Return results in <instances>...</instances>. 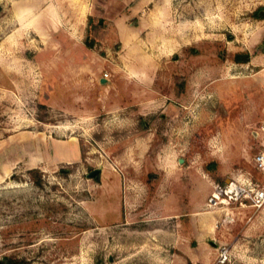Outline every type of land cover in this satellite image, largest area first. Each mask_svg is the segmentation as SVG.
Segmentation results:
<instances>
[{"label": "rangeland", "instance_id": "rangeland-1", "mask_svg": "<svg viewBox=\"0 0 264 264\" xmlns=\"http://www.w3.org/2000/svg\"><path fill=\"white\" fill-rule=\"evenodd\" d=\"M107 1L93 0L97 30L71 38L15 20L65 18L70 0H0V81L26 96L31 132L77 142L50 143L62 158L38 169L41 186L22 168L0 182V261L264 264V201L250 198L264 191V20L253 15L264 0H124L135 38L105 46ZM238 52L253 60L234 62ZM76 61L94 67L78 107ZM9 88L0 82V141L13 126ZM231 185L248 196L216 197Z\"/></svg>", "mask_w": 264, "mask_h": 264}, {"label": "crops", "instance_id": "crops-1", "mask_svg": "<svg viewBox=\"0 0 264 264\" xmlns=\"http://www.w3.org/2000/svg\"><path fill=\"white\" fill-rule=\"evenodd\" d=\"M70 1L72 4H75V8L74 10H70L69 13L66 12L67 14L65 15V18L62 17L60 19L55 11H50L48 13L42 12L39 13L38 16L40 18V22L44 24L43 25L38 23L39 18L30 20L32 18L31 14H33L34 12L30 13L28 11L24 13L17 11L15 14V20H17L18 25H23V27H21L22 32L30 30L32 34H35L37 36H49V33L60 34L59 32L65 30L71 38H78V36L80 35L82 37L87 29L88 18L90 16H93V0ZM124 4V0L107 1V12L110 10L112 11L111 13L108 12V14L115 16L111 18L104 16L106 20H110V22H106L107 26L103 39L104 45L106 43L111 45L109 42H111V40L113 39H109L110 37L116 38V40H119L120 42L122 40L127 41L129 39L128 36H130L133 40L135 38L134 31L132 29H127L125 26V19L123 17H120V10H123ZM112 6L114 7L113 10ZM120 6L122 7L119 8ZM262 6V8L264 9V5ZM62 19H64L63 23H61L60 21ZM255 19L263 21L264 16ZM75 40L78 41V39ZM250 55V59L252 61L254 54ZM262 57L264 58V53H261L260 60H263ZM46 62L47 61L45 60L41 61L39 67L45 69ZM82 63L83 62L76 61L73 62V64L70 66V72L73 74L70 78V97L72 100H74L75 104L73 103V105H76V107H78L77 102L80 98L78 97L79 94L77 93V90H80L83 86L86 85L87 82L90 83L87 78L89 77L87 73L93 74L94 71V67L91 64ZM48 73L49 74L47 75L49 77L50 73L54 75H52L53 77H56L57 75V73L53 70L52 72ZM5 77L6 78H3L0 82H6L8 85H10L11 88H9V91L13 93V97H11V99L13 100V108L8 110V114L11 115V121L13 126L9 129V133L7 134V136H3L2 140L0 141V182L6 181L19 168H22L23 171L32 169H42L41 167H43L44 169L46 167L47 161L51 162L52 160V162H56V160H58L60 162L62 158L60 151L57 154H51L52 156H50V154L48 153V151H50V143H77L75 141L64 142L63 140H57L51 136L52 133L50 134V136H48L49 139H46L47 135L38 129L35 132H31L29 130L30 120L24 112V110L26 111V108L23 105V101L20 99V97L22 99H25L26 96L24 95V93L22 96L16 94V81H14V79L9 78L8 76ZM90 80L92 85L95 84L92 81V78ZM58 81L61 83V79H59ZM58 81L56 80L55 83H57ZM99 81L100 84H102L105 80L103 78H100ZM11 84L16 86L13 87ZM1 102L2 101H0V103Z\"/></svg>", "mask_w": 264, "mask_h": 264}, {"label": "built area", "instance_id": "built-area-1", "mask_svg": "<svg viewBox=\"0 0 264 264\" xmlns=\"http://www.w3.org/2000/svg\"><path fill=\"white\" fill-rule=\"evenodd\" d=\"M262 131H264V122H262ZM256 162L260 167H264V153H260L259 155L256 156ZM247 191L246 189H238L235 186L232 187L229 186L228 189H217V198L219 196L227 199V201H237L241 197H247L248 194H246ZM215 197V198H216ZM250 198L257 204L261 203L264 201V191L263 190H257L254 191L252 196ZM229 252L226 248H223L220 251L219 257H220V262H225L228 259Z\"/></svg>", "mask_w": 264, "mask_h": 264}, {"label": "trees", "instance_id": "trees-1", "mask_svg": "<svg viewBox=\"0 0 264 264\" xmlns=\"http://www.w3.org/2000/svg\"><path fill=\"white\" fill-rule=\"evenodd\" d=\"M253 15L255 18H261L264 16V12L256 11ZM93 20H94L93 17H89L88 18V25H89V28L91 31H96L98 27L96 28L97 25L92 26ZM103 22L104 21L102 19H99L97 21V24L99 25V27L100 26L102 27ZM103 29H104V26H103ZM93 43H94V39L93 38L90 39V37H88L86 40V44L88 46L92 47ZM250 58H251V55L248 52H246V53L238 52V53L233 55V61L236 63H248L250 61ZM28 173L33 175L32 177H33L34 184L37 186H41L42 180L37 176V174H40V171L38 169H32V170H29ZM0 264H24V261L13 260V259H4L3 261H0ZM188 264H191V263H188Z\"/></svg>", "mask_w": 264, "mask_h": 264}, {"label": "water", "instance_id": "water-1", "mask_svg": "<svg viewBox=\"0 0 264 264\" xmlns=\"http://www.w3.org/2000/svg\"><path fill=\"white\" fill-rule=\"evenodd\" d=\"M100 174V169H95L89 173L90 178H98Z\"/></svg>", "mask_w": 264, "mask_h": 264}]
</instances>
